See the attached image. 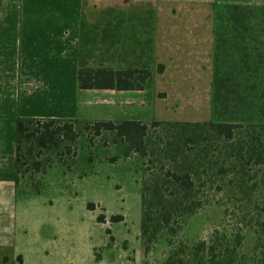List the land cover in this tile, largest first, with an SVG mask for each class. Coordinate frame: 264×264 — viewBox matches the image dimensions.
Here are the masks:
<instances>
[{
    "label": "trees",
    "instance_id": "trees-1",
    "mask_svg": "<svg viewBox=\"0 0 264 264\" xmlns=\"http://www.w3.org/2000/svg\"><path fill=\"white\" fill-rule=\"evenodd\" d=\"M89 4L83 0L84 8ZM154 21L153 5L142 2L107 8L95 24L84 19L78 89L151 94L154 76L164 70L154 57ZM210 113L209 121L195 123L86 121L80 131L96 137L109 134L113 144L125 147L123 157L134 153L142 161L139 237L145 255L163 238L169 251L161 264H264V5L215 6ZM77 124L17 118V189L20 179L33 180L51 168L50 156L40 158L44 152L61 158L65 147L74 155ZM38 188L30 185L36 194ZM212 205L222 208L224 227L207 241L185 238L175 243L187 220ZM87 209L94 210V205ZM97 222L105 223L104 216ZM245 230H252L257 241L242 253Z\"/></svg>",
    "mask_w": 264,
    "mask_h": 264
},
{
    "label": "crops",
    "instance_id": "crops-1",
    "mask_svg": "<svg viewBox=\"0 0 264 264\" xmlns=\"http://www.w3.org/2000/svg\"><path fill=\"white\" fill-rule=\"evenodd\" d=\"M89 1L84 8L83 0H0V264H73L44 256L41 244L28 235L21 212L12 210L11 203L27 198L14 183L17 118L88 120L86 113L95 106L80 100L89 91H80L77 83L84 19L95 24L107 8L151 3L154 57L164 71L154 76L147 101L150 120H210L213 4L208 5V0ZM204 104L209 106L208 113L203 112ZM44 106L57 113L39 115ZM58 106L66 112L59 113ZM80 107L88 108L85 114H79ZM176 107L186 110H170Z\"/></svg>",
    "mask_w": 264,
    "mask_h": 264
},
{
    "label": "rangeland",
    "instance_id": "rangeland-1",
    "mask_svg": "<svg viewBox=\"0 0 264 264\" xmlns=\"http://www.w3.org/2000/svg\"><path fill=\"white\" fill-rule=\"evenodd\" d=\"M208 1L214 10L215 6L221 8L225 3L264 5V0ZM150 98L148 92L82 93L80 100L95 106L87 113L88 108H79V114L86 113L90 118L78 120L76 130L79 137L74 145V155L65 147L61 158L44 152L40 158L50 156L54 161L51 168L44 175L34 176L33 180L29 177L20 179L19 194H29H26L27 198L12 201L11 209L21 212L28 235L41 244L44 256L73 264H161L164 261L169 248L163 238L145 255L139 237L142 161L134 153L123 157L125 147L113 144L109 134L96 137L92 132L80 131L86 121L137 119L149 123L151 106L147 101ZM140 105L144 106L141 108ZM175 109L179 110L178 113L186 110L185 107L170 110ZM56 110L61 114L66 112L62 106ZM203 112H209L208 105H203ZM37 113L57 112H50L44 106ZM38 119L51 118L43 116ZM34 183L39 186V194L30 189ZM216 198L223 200L224 196ZM88 204H93L94 210H88ZM100 215L105 218L103 224L97 222ZM114 216H121L123 221L111 223L109 220ZM223 227V210L212 205L189 218L174 242H182L185 238L207 241L215 229L220 231ZM108 230L110 234H107ZM231 231V226L225 228L227 236ZM243 235L242 253H247L254 247L257 236L252 230H245Z\"/></svg>",
    "mask_w": 264,
    "mask_h": 264
}]
</instances>
